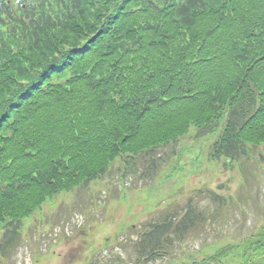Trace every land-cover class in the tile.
<instances>
[{"label": "trees", "instance_id": "trees-1", "mask_svg": "<svg viewBox=\"0 0 264 264\" xmlns=\"http://www.w3.org/2000/svg\"><path fill=\"white\" fill-rule=\"evenodd\" d=\"M214 134L207 161L244 182L264 160V0H0L1 257L49 199L118 161L149 162L145 184L182 172ZM182 209L134 247L183 242L203 214Z\"/></svg>", "mask_w": 264, "mask_h": 264}, {"label": "rangeland", "instance_id": "rangeland-1", "mask_svg": "<svg viewBox=\"0 0 264 264\" xmlns=\"http://www.w3.org/2000/svg\"><path fill=\"white\" fill-rule=\"evenodd\" d=\"M217 137L214 134L197 138L195 151H202L199 158L196 159L197 153L187 155L182 165L177 166L178 170L185 168L182 172L163 173L151 184H145L150 182L148 179L141 180L149 162L145 163L147 166H139L140 172L135 177L129 171L123 178L118 161L111 175L91 182L86 188L49 199L23 222L15 248L7 257L0 256V264H89L98 256L104 259L109 250L117 252L109 241L119 242L128 235L133 242L141 229L155 219H164L183 208L177 218L182 221L190 204L205 219L202 227L191 230L176 249L205 248L211 255L232 246L234 253H242L251 244L245 242L247 238L263 233L264 160L257 161L256 154V161H249L257 169L244 170L247 175L244 185L240 179H234L235 171L218 169L219 164L213 166L207 161L206 155ZM172 149L164 151L169 155ZM165 153H159L158 157L166 160ZM236 173H240L238 167ZM220 196L226 197L227 205H222ZM132 242L126 249L130 260L135 256L131 252ZM227 258L226 263H235L233 257Z\"/></svg>", "mask_w": 264, "mask_h": 264}, {"label": "flooded vegetation", "instance_id": "flooded-vegetation-1", "mask_svg": "<svg viewBox=\"0 0 264 264\" xmlns=\"http://www.w3.org/2000/svg\"><path fill=\"white\" fill-rule=\"evenodd\" d=\"M117 252L114 250L109 251V254L104 259L106 264H145L149 259L137 256L135 259H129L128 253L123 248H116ZM142 253V251H140ZM161 253L159 258H153L150 263H160V264H230L226 263L229 258L225 260L224 256L216 257V255H210V251L205 248L200 249H168V250H157V251H147L144 253ZM218 252V251H217ZM216 253V252H214ZM213 253V254H214ZM248 254V255H247ZM230 257V256H228ZM217 259V260H216ZM234 264H264V249H249L243 250L242 253L233 256ZM95 264H101L98 258L94 259Z\"/></svg>", "mask_w": 264, "mask_h": 264}]
</instances>
